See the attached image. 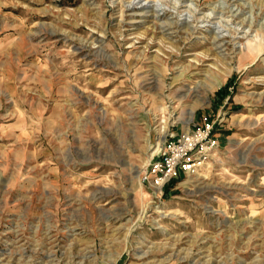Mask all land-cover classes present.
<instances>
[{
    "label": "rangeland",
    "instance_id": "rangeland-1",
    "mask_svg": "<svg viewBox=\"0 0 264 264\" xmlns=\"http://www.w3.org/2000/svg\"><path fill=\"white\" fill-rule=\"evenodd\" d=\"M0 264H264V0H0Z\"/></svg>",
    "mask_w": 264,
    "mask_h": 264
},
{
    "label": "built area",
    "instance_id": "built-area-1",
    "mask_svg": "<svg viewBox=\"0 0 264 264\" xmlns=\"http://www.w3.org/2000/svg\"><path fill=\"white\" fill-rule=\"evenodd\" d=\"M212 132L213 124L205 119L196 130L186 132L180 137L172 134L165 142L163 152L152 160L146 172V179L152 187L162 189L164 182L176 176L178 168L186 172L195 170L198 163L194 162L193 155L209 147H217V141L213 139Z\"/></svg>",
    "mask_w": 264,
    "mask_h": 264
},
{
    "label": "bare ground",
    "instance_id": "bare-ground-1",
    "mask_svg": "<svg viewBox=\"0 0 264 264\" xmlns=\"http://www.w3.org/2000/svg\"><path fill=\"white\" fill-rule=\"evenodd\" d=\"M154 6V5H153ZM148 6L145 5L143 7H141L142 9H146ZM135 13V12H134ZM226 14V13H225ZM139 15V14H138ZM142 15H145V14H142ZM151 16V15H150ZM154 17H156V19H160V15H154ZM208 21V20H207ZM181 25L183 26V28H185V34H188L189 36L192 34L191 30H192V27L190 26V22L186 19H182L181 21ZM160 29L163 33V36L166 38V39H172L171 36L172 34H176L177 32L174 30V27H172V24H160ZM177 30V29H176ZM168 31H173L172 33H168ZM218 39V38H217ZM221 40V39H220ZM218 48H222V47H218ZM217 48V49H218ZM184 70V69H183ZM182 70V71H183ZM186 73V72H185ZM145 75V74H144ZM185 75V74H184ZM150 76V75H149ZM147 78V77H146ZM150 78V77H149ZM185 78V77H184ZM148 84V83H147ZM197 88V87H196ZM195 89V88H194ZM195 92V91H194ZM187 96V95H186Z\"/></svg>",
    "mask_w": 264,
    "mask_h": 264
}]
</instances>
